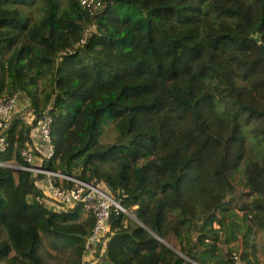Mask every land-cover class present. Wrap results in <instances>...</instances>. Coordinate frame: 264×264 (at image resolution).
<instances>
[{"label":"trees","instance_id":"1","mask_svg":"<svg viewBox=\"0 0 264 264\" xmlns=\"http://www.w3.org/2000/svg\"><path fill=\"white\" fill-rule=\"evenodd\" d=\"M0 71L24 106L0 162L25 165L47 114L42 166L138 222L112 211L101 264L262 263L264 0H0ZM35 181L0 167V264H85L93 217L39 204Z\"/></svg>","mask_w":264,"mask_h":264},{"label":"built area","instance_id":"2","mask_svg":"<svg viewBox=\"0 0 264 264\" xmlns=\"http://www.w3.org/2000/svg\"><path fill=\"white\" fill-rule=\"evenodd\" d=\"M1 78V71H0ZM24 108L20 104L17 95L11 97L0 96V153H5L8 148L6 131L11 126L16 112ZM35 117L30 112L24 115L26 126L31 127ZM52 119L44 114L30 132L31 146L21 150V158L24 166H16L13 163H2L0 167L26 171L36 179L35 185L41 192V197L36 201L42 205H52L64 211L80 206L83 211L93 217L94 224L91 234L85 242V253L97 251L105 245V235L108 231V222L112 211L127 214L120 202H117L110 192L101 185H93L84 181L52 172L42 166L43 161H48L54 156V144L51 139ZM45 186L46 192L39 188ZM46 207V206H45ZM94 252V253H95ZM87 257H84V263ZM234 263L237 264L236 258Z\"/></svg>","mask_w":264,"mask_h":264},{"label":"rangeland","instance_id":"3","mask_svg":"<svg viewBox=\"0 0 264 264\" xmlns=\"http://www.w3.org/2000/svg\"><path fill=\"white\" fill-rule=\"evenodd\" d=\"M65 1V0H64ZM89 3H92V2H89ZM23 106V105H22ZM238 181H239V178H237L236 180H235V183H238ZM236 203L237 202H233L232 203V205L230 206V207H234L235 205H236ZM127 212V211H126ZM126 215H129L130 217L129 218H131V214L129 213V212H127V214ZM133 217V216H132ZM255 239H256V245H257V248H258V250H259V252L261 251V250H264V232H262V233H258L257 235H256V237H255ZM164 243H166L168 246H169V248H172L173 247V249L177 252V254L180 256L181 254H180V252H179V250L175 247V246H177V242L176 241H173V240H171V243H167V242H164ZM232 247H234V245H232ZM258 252V254H260L259 255V259H260V262H262V264H264V255H262L261 253H259Z\"/></svg>","mask_w":264,"mask_h":264},{"label":"crops","instance_id":"4","mask_svg":"<svg viewBox=\"0 0 264 264\" xmlns=\"http://www.w3.org/2000/svg\"><path fill=\"white\" fill-rule=\"evenodd\" d=\"M40 190L43 189L44 190V193L46 192V189H45V186H43V184L41 186H39ZM46 208L50 209V210H53V211H58L59 208H56L55 206H52V205H49L46 203ZM95 251H93L92 253H87L86 256L84 255V257H87L86 259V262H88V264H101L102 263V260H100L99 258H101L102 256H96L94 254ZM259 253H261L262 255H264V250H261ZM260 255V254H259ZM258 255V256H259ZM262 264V263H260Z\"/></svg>","mask_w":264,"mask_h":264},{"label":"water","instance_id":"5","mask_svg":"<svg viewBox=\"0 0 264 264\" xmlns=\"http://www.w3.org/2000/svg\"><path fill=\"white\" fill-rule=\"evenodd\" d=\"M251 39H252L253 41H255V42H259V35H256L255 37H252ZM128 217H130V216L128 215ZM131 219L134 220V221H136V219H135L134 217H132V216H131ZM136 222H137V221H136ZM137 223H138V222H137ZM158 241L162 242L166 247L169 248V246H168L166 243H164L163 241H161V240H159V239H158Z\"/></svg>","mask_w":264,"mask_h":264}]
</instances>
